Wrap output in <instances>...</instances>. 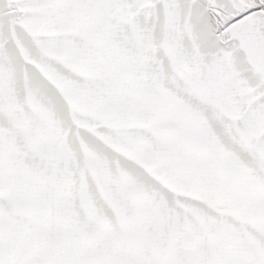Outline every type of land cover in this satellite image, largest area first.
I'll return each instance as SVG.
<instances>
[{"label":"snow or ice","instance_id":"obj_1","mask_svg":"<svg viewBox=\"0 0 264 264\" xmlns=\"http://www.w3.org/2000/svg\"><path fill=\"white\" fill-rule=\"evenodd\" d=\"M0 264H264V0H0Z\"/></svg>","mask_w":264,"mask_h":264}]
</instances>
